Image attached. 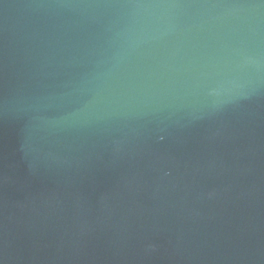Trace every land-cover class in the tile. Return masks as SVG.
Wrapping results in <instances>:
<instances>
[{"label":"water","instance_id":"obj_1","mask_svg":"<svg viewBox=\"0 0 264 264\" xmlns=\"http://www.w3.org/2000/svg\"><path fill=\"white\" fill-rule=\"evenodd\" d=\"M0 264H264V0H0Z\"/></svg>","mask_w":264,"mask_h":264}]
</instances>
